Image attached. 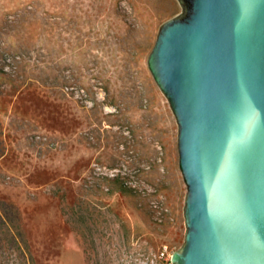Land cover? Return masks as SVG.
<instances>
[{
  "label": "rangeland",
  "instance_id": "1",
  "mask_svg": "<svg viewBox=\"0 0 264 264\" xmlns=\"http://www.w3.org/2000/svg\"><path fill=\"white\" fill-rule=\"evenodd\" d=\"M132 1L0 0V196L38 264H174L186 240L179 125L149 68L186 8Z\"/></svg>",
  "mask_w": 264,
  "mask_h": 264
},
{
  "label": "water",
  "instance_id": "2",
  "mask_svg": "<svg viewBox=\"0 0 264 264\" xmlns=\"http://www.w3.org/2000/svg\"><path fill=\"white\" fill-rule=\"evenodd\" d=\"M149 68L179 125L174 264H264V0H179Z\"/></svg>",
  "mask_w": 264,
  "mask_h": 264
},
{
  "label": "trees",
  "instance_id": "3",
  "mask_svg": "<svg viewBox=\"0 0 264 264\" xmlns=\"http://www.w3.org/2000/svg\"><path fill=\"white\" fill-rule=\"evenodd\" d=\"M83 213L82 210L78 212L79 217L77 216L76 220L78 227L82 225L83 219L80 215ZM23 219L20 209L0 196V264H38ZM91 223L96 225V219ZM80 228L85 234L84 226ZM93 230L90 229V232L93 233ZM162 262L166 263L164 259Z\"/></svg>",
  "mask_w": 264,
  "mask_h": 264
},
{
  "label": "bare ground",
  "instance_id": "4",
  "mask_svg": "<svg viewBox=\"0 0 264 264\" xmlns=\"http://www.w3.org/2000/svg\"><path fill=\"white\" fill-rule=\"evenodd\" d=\"M131 4H132V7H133V9L137 12V10H138V7H139V4H138V1L137 0H133L132 2H131ZM139 10H140V8H139ZM139 12V11H138ZM141 15V14H140ZM145 18V17H144ZM92 19V18H91ZM90 24H92V23H90ZM78 29V28H77ZM85 35H86V33H85ZM79 37V36H78ZM81 37V36H80ZM108 37V36H107ZM128 37V36H127ZM84 38V37H83ZM126 37L125 36H120V35H118L117 33H115V34H112V36L111 37H109V38H106L104 41H105V48L107 49V50H110V51H112L113 53L115 52L114 50L115 49H118L119 48V45L118 44H123V42L126 40L125 39ZM97 40V39H96ZM87 42V41H86ZM116 43V46L114 47V46H112L111 44L112 43ZM85 44V43H84ZM84 44H83V42H81L80 41V44L77 46L78 48V51H76V52H78V54H79V60L80 61H82V57H83V54H84V48H83V46H84ZM102 44V43H101ZM86 48V47H85ZM93 48V47H92ZM120 49V48H119ZM102 50H104V49H102ZM86 52H88V51H86ZM104 52H105V50H104ZM77 54V53H76ZM91 56V55H90ZM92 58H94V57H92ZM140 61V60H139ZM91 62V61H90ZM145 63V62H144ZM136 65H138V58H137V60H136V63L134 64V66H136ZM141 65V64H140ZM143 65H145V64H143ZM142 65V66H143ZM89 69V68H88ZM82 70V69H81ZM141 70V73L139 72V76H141L142 75V77L143 76H145L146 74H145V71L143 70V69H140ZM147 72V71H146ZM148 80V79H147ZM146 80V85H148L149 86V84H147V81ZM105 144H107V143H105ZM107 146H109L108 144H107ZM107 151H108V148L106 149ZM105 153V152H104ZM107 155H109V154H107ZM106 157V156H105ZM109 158V157H108ZM112 161V160H111ZM106 163H107V161H106ZM109 164V163H108Z\"/></svg>",
  "mask_w": 264,
  "mask_h": 264
},
{
  "label": "built area",
  "instance_id": "5",
  "mask_svg": "<svg viewBox=\"0 0 264 264\" xmlns=\"http://www.w3.org/2000/svg\"><path fill=\"white\" fill-rule=\"evenodd\" d=\"M160 256L161 257H164V258H168L169 256H167V253H166V251H164V250H162L161 252H160ZM172 257H173V254H172ZM171 257V258H172ZM171 258H170V260H171ZM172 262V261H171Z\"/></svg>",
  "mask_w": 264,
  "mask_h": 264
}]
</instances>
